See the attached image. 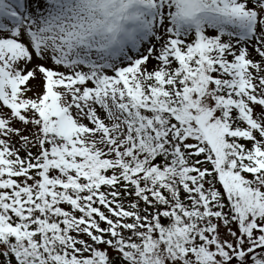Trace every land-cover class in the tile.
<instances>
[{
  "label": "snow or ice",
  "instance_id": "obj_1",
  "mask_svg": "<svg viewBox=\"0 0 264 264\" xmlns=\"http://www.w3.org/2000/svg\"><path fill=\"white\" fill-rule=\"evenodd\" d=\"M0 264H264V0H0Z\"/></svg>",
  "mask_w": 264,
  "mask_h": 264
},
{
  "label": "rangeland",
  "instance_id": "obj_2",
  "mask_svg": "<svg viewBox=\"0 0 264 264\" xmlns=\"http://www.w3.org/2000/svg\"><path fill=\"white\" fill-rule=\"evenodd\" d=\"M210 31V33H211V30H209ZM153 65L156 63L155 61H152L151 62ZM41 85H42V81H41ZM41 90H42V87H41ZM28 95H32V93L30 92V93H28ZM33 151H35V149H33ZM22 156L24 155V153L23 152H21L20 153ZM109 253L111 254L112 253V250L111 249H109Z\"/></svg>",
  "mask_w": 264,
  "mask_h": 264
}]
</instances>
